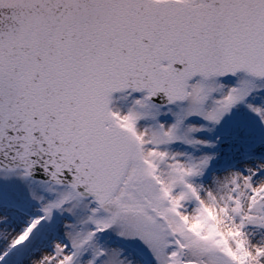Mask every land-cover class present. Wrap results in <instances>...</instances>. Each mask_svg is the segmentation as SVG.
<instances>
[{
    "label": "snow or ice",
    "instance_id": "snow-or-ice-1",
    "mask_svg": "<svg viewBox=\"0 0 264 264\" xmlns=\"http://www.w3.org/2000/svg\"><path fill=\"white\" fill-rule=\"evenodd\" d=\"M0 264H264V0H0Z\"/></svg>",
    "mask_w": 264,
    "mask_h": 264
}]
</instances>
